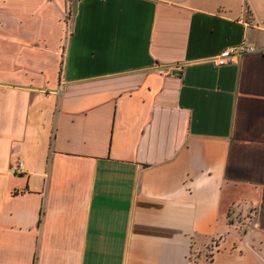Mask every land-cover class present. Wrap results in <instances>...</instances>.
Instances as JSON below:
<instances>
[{
  "label": "crops",
  "instance_id": "obj_1",
  "mask_svg": "<svg viewBox=\"0 0 264 264\" xmlns=\"http://www.w3.org/2000/svg\"><path fill=\"white\" fill-rule=\"evenodd\" d=\"M0 264H264V0H0Z\"/></svg>",
  "mask_w": 264,
  "mask_h": 264
},
{
  "label": "built area",
  "instance_id": "obj_2",
  "mask_svg": "<svg viewBox=\"0 0 264 264\" xmlns=\"http://www.w3.org/2000/svg\"><path fill=\"white\" fill-rule=\"evenodd\" d=\"M251 48L245 47L244 45H238L231 48H225L221 50L218 54L213 56L209 62L214 66H223L228 64L232 58L239 56L241 53L250 51ZM22 167V164H19V169Z\"/></svg>",
  "mask_w": 264,
  "mask_h": 264
},
{
  "label": "rangeland",
  "instance_id": "obj_3",
  "mask_svg": "<svg viewBox=\"0 0 264 264\" xmlns=\"http://www.w3.org/2000/svg\"><path fill=\"white\" fill-rule=\"evenodd\" d=\"M71 6V5H70ZM71 14V7L69 8V11H68V15H67V19L69 18V15ZM233 210V209H232ZM229 217L228 218H232V216L230 215V213H229V215H228Z\"/></svg>",
  "mask_w": 264,
  "mask_h": 264
}]
</instances>
